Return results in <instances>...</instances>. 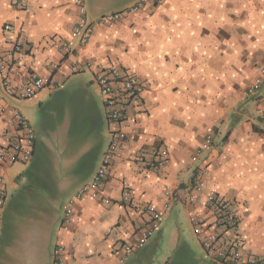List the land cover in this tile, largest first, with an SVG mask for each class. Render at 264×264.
I'll list each match as a JSON object with an SVG mask.
<instances>
[{"label":"crops","instance_id":"obj_1","mask_svg":"<svg viewBox=\"0 0 264 264\" xmlns=\"http://www.w3.org/2000/svg\"><path fill=\"white\" fill-rule=\"evenodd\" d=\"M15 1L0 0V59L7 40L19 39L24 53L14 83L43 76L58 86L24 100L0 90L8 109L0 129L13 131L18 108L36 133L31 160L4 171L0 264H52L58 245L66 264H221L198 240L195 213L220 234V244L238 240L240 264H264V82L255 95L245 93L264 65V0H164L103 25L99 17L138 0H86L94 29L85 43L72 38L79 18L73 0H17L24 8ZM6 24L14 30L5 32ZM111 66L140 78L145 90L125 111L126 142L108 177L96 196L88 192L74 204L64 230L68 200L90 183L110 141L94 77ZM209 133L212 147L196 158ZM156 147L169 151L163 168L152 166ZM199 178L205 189L190 202L187 189ZM211 188L229 204L224 224L208 208ZM149 204L162 211L159 229L120 261L122 247L148 225ZM155 239L165 244L159 258L147 253Z\"/></svg>","mask_w":264,"mask_h":264},{"label":"built area","instance_id":"obj_2","mask_svg":"<svg viewBox=\"0 0 264 264\" xmlns=\"http://www.w3.org/2000/svg\"><path fill=\"white\" fill-rule=\"evenodd\" d=\"M164 0H138L131 6L116 12H112L99 17L96 23L103 25L112 23L123 18H127L132 14L141 11L147 4L153 3L160 5ZM78 9L79 18L73 29L72 38L78 39L81 43H85L93 33V22L88 16L86 0H73ZM21 7L26 4L21 1H15ZM13 25L6 24L5 32H12ZM8 49L6 54L0 59V90L4 97L15 98L19 100L29 99L37 95L41 90L47 87L58 86L53 83L50 77H35L30 82L16 85L14 77L19 70L21 56L24 53V45L19 39L10 38L7 40ZM65 52L71 50L69 42L63 43ZM90 66V64H89ZM58 64H53V68L58 69ZM94 82L104 99L105 116L110 131V141L103 153L101 163L93 175L88 185L82 186L68 200L64 210V214L60 221V227L67 230L70 219L73 214L74 204L80 200L86 193L91 192L93 196L98 194L101 183L108 177V172L112 165L113 159L118 156L120 149L124 147L127 137L125 127L127 118L125 111L128 106H136L141 102L145 85L137 76L130 74L124 69L111 66L99 68L95 74ZM264 82V65L259 68L258 74L246 89L247 95H255ZM7 106L0 104V120L3 119L7 111ZM14 121L13 131H4L0 129V231L2 227V213L8 198L7 182L5 177V168L15 163H27L31 160L35 143L36 133L27 119L23 116L18 108L12 110ZM213 145V134L209 133L205 137L202 144L198 147L196 158H199L204 152L209 150ZM153 157L152 166L154 168H163L169 162V151L163 147H156L151 150ZM205 182L199 178L187 189L188 200L194 202L198 199L199 194L205 189ZM122 198L124 201L130 199V184L124 180L122 185ZM165 194L171 198L175 197L174 192L167 188ZM109 202V199H104ZM207 205L210 210L217 211L218 220L223 224L230 221L229 204L220 197V192L211 188L207 192ZM168 207V204H165ZM150 214L148 225L142 230L137 240L132 244H126L122 247L123 261L127 256L131 255L135 250L143 248L148 241L155 235L162 221V211L155 205L149 204L145 207ZM191 221L195 234L202 244L203 248L221 264H240L242 253L236 238L227 240L220 244V234L216 231L208 230L206 217L200 213L191 216ZM52 264H66L65 247L56 246L53 254Z\"/></svg>","mask_w":264,"mask_h":264},{"label":"rangeland","instance_id":"obj_3","mask_svg":"<svg viewBox=\"0 0 264 264\" xmlns=\"http://www.w3.org/2000/svg\"><path fill=\"white\" fill-rule=\"evenodd\" d=\"M44 131L45 133L48 132V128L45 125H44ZM154 242L155 243L151 245V247H148L147 253H149L150 255H157V257L159 258L161 255L164 254L165 244L161 242L160 245H158L157 239H155ZM2 264H5V263H2Z\"/></svg>","mask_w":264,"mask_h":264}]
</instances>
